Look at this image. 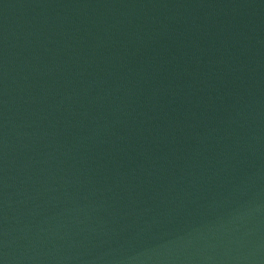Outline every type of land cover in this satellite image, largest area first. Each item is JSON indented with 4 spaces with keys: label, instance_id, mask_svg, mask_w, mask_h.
<instances>
[{
    "label": "water",
    "instance_id": "1",
    "mask_svg": "<svg viewBox=\"0 0 264 264\" xmlns=\"http://www.w3.org/2000/svg\"><path fill=\"white\" fill-rule=\"evenodd\" d=\"M0 264H264V0H0Z\"/></svg>",
    "mask_w": 264,
    "mask_h": 264
}]
</instances>
